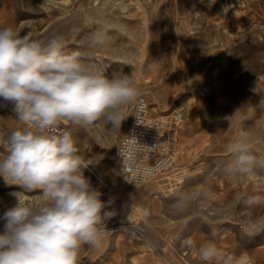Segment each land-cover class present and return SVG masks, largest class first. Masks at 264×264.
<instances>
[{
    "label": "rangeland",
    "instance_id": "374dc122",
    "mask_svg": "<svg viewBox=\"0 0 264 264\" xmlns=\"http://www.w3.org/2000/svg\"><path fill=\"white\" fill-rule=\"evenodd\" d=\"M105 22L111 39L96 46L91 34ZM4 27L37 39L61 33L65 52L85 53L109 76L133 73L154 115L182 116L175 167L146 183L127 180L115 163L129 119L119 131L103 118L86 128L58 124L72 128L84 175L114 213L102 246L83 247L79 264H215L198 254L209 239L236 264H264V204L243 203L264 197V168L223 170L241 137L264 159V0H0ZM16 119L0 103V155L6 136L24 127ZM12 193L42 200L41 190L0 177L7 210L18 202ZM188 238L193 247H182Z\"/></svg>",
    "mask_w": 264,
    "mask_h": 264
},
{
    "label": "clouds",
    "instance_id": "9594fccd",
    "mask_svg": "<svg viewBox=\"0 0 264 264\" xmlns=\"http://www.w3.org/2000/svg\"><path fill=\"white\" fill-rule=\"evenodd\" d=\"M214 3L209 0V6ZM109 31L105 22L91 34V42L106 46ZM64 40L61 33L37 39L31 31L21 35L13 27L0 28V98L14 105L16 120L24 125L5 138L0 177L26 192L42 193L40 203L22 201L20 193H12L18 202L0 217L5 221L0 264H79L83 247L102 246L106 222L114 215L104 211L102 193L84 175L86 167L71 132H58L57 126L67 121L86 128L103 118L119 131L131 115L129 107L142 103L139 86L133 73L109 76L88 63L85 53L65 52ZM227 150L233 159L224 165L226 175L264 168V159L252 153L244 137ZM243 203L264 204V197L250 196ZM182 247H193L192 239L182 241ZM198 254L205 262L236 264L214 239L199 245Z\"/></svg>",
    "mask_w": 264,
    "mask_h": 264
},
{
    "label": "built area",
    "instance_id": "2783aa9c",
    "mask_svg": "<svg viewBox=\"0 0 264 264\" xmlns=\"http://www.w3.org/2000/svg\"><path fill=\"white\" fill-rule=\"evenodd\" d=\"M139 103L130 106L129 125L122 135L115 155L118 170L128 179L137 183L164 178L173 169L178 155V125L182 122L181 113L154 115L151 101L140 91ZM0 103L13 110L11 102L0 98ZM72 131L69 125H58L57 131ZM134 138V139H131ZM124 159V162H123ZM1 207V203H0ZM3 214L0 211V217ZM5 221L0 219V234Z\"/></svg>",
    "mask_w": 264,
    "mask_h": 264
},
{
    "label": "bare ground",
    "instance_id": "6f19581e",
    "mask_svg": "<svg viewBox=\"0 0 264 264\" xmlns=\"http://www.w3.org/2000/svg\"><path fill=\"white\" fill-rule=\"evenodd\" d=\"M128 119V118H127ZM127 180H130V179H128V178H126ZM131 181V180H130ZM0 203H1V207H0V211H1V213H2V211L4 210V211H6L7 209H6V199H4V197L3 196H1L0 195Z\"/></svg>",
    "mask_w": 264,
    "mask_h": 264
}]
</instances>
